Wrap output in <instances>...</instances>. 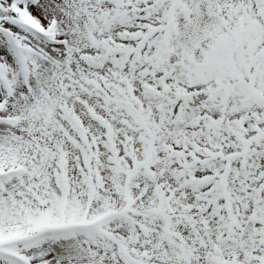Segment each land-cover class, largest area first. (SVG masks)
I'll use <instances>...</instances> for the list:
<instances>
[{
    "label": "snow or ice",
    "instance_id": "snow-or-ice-1",
    "mask_svg": "<svg viewBox=\"0 0 264 264\" xmlns=\"http://www.w3.org/2000/svg\"><path fill=\"white\" fill-rule=\"evenodd\" d=\"M0 264H264V0H0Z\"/></svg>",
    "mask_w": 264,
    "mask_h": 264
}]
</instances>
